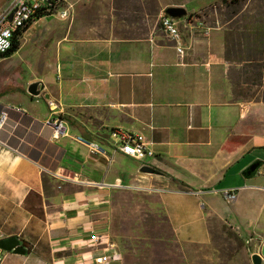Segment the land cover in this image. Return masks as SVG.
Wrapping results in <instances>:
<instances>
[{
    "label": "crops",
    "instance_id": "1",
    "mask_svg": "<svg viewBox=\"0 0 264 264\" xmlns=\"http://www.w3.org/2000/svg\"><path fill=\"white\" fill-rule=\"evenodd\" d=\"M10 1L0 0V13ZM86 2L65 0L36 16L16 33V50L0 57L1 63L21 49L37 55L30 65L38 69L27 80L17 71L15 80L0 84V108L11 107L0 132V238L15 235L29 249L19 255L0 248V264H96L100 253L108 254L105 264H218L210 232L215 221L258 252L264 163L249 182L241 172L256 159L264 162V101L234 96L223 30L213 26L221 35L212 38L193 28L197 14L177 19L181 56L158 19L169 5L182 3H158L155 27L149 23L143 36H124L113 26L129 29L134 22L102 23L114 9ZM42 19L47 22L38 30ZM33 81L42 85L37 95L27 91ZM258 112L263 119L255 118ZM60 115L68 134L54 138L45 121ZM114 129L141 134L153 155L122 154ZM77 136L97 142L102 152H90ZM142 165L160 173L141 172ZM227 187L241 190L234 202L223 198V212L215 197ZM122 191L155 193L153 205L177 248L164 253L180 255L175 263L154 260L146 241L134 242L144 233H128L121 242L113 237V202ZM188 219L204 226L206 234L192 238L199 243L178 238Z\"/></svg>",
    "mask_w": 264,
    "mask_h": 264
},
{
    "label": "rangeland",
    "instance_id": "2",
    "mask_svg": "<svg viewBox=\"0 0 264 264\" xmlns=\"http://www.w3.org/2000/svg\"><path fill=\"white\" fill-rule=\"evenodd\" d=\"M158 3L160 6H167L165 4L169 3H182L180 6L169 5V7H182L185 9L186 14L177 17V19L193 20L196 14L198 16L204 15L206 23L210 26L212 38L221 35V31L214 28L220 27L223 30L224 39L227 37L229 43L230 80L234 96H240V98L247 101H264V32L260 41L256 40L255 36L251 34L252 30L259 28L258 25H262L264 30V0H244L234 6L222 4L221 0H87L86 2L90 5V8L105 7L114 9L111 10V13L105 14L106 19L104 18L102 23L116 20L120 23L134 22V26L129 27V29L123 26L117 29L113 26L112 30L116 34L124 36L130 34L143 36L147 32L149 23H152L151 25L155 27L158 19ZM87 16L88 20H92V16H95V14L93 12V14ZM46 22V19L40 20L37 22L38 26L36 28L39 30V28L44 27ZM33 31L30 29L27 33H33ZM168 51L172 52L171 50ZM50 54L48 51L45 52L42 58L44 62L49 59ZM34 56H27L20 49L10 57L5 58L0 63V84H4L2 82L3 78L14 79L17 71H19L23 81L27 80L34 74V71L38 70L30 65ZM30 57H33V59L30 60ZM17 81H21V79H17ZM261 113L258 112L259 116H255V118L263 119ZM252 179L244 181L249 182ZM219 191L215 198L221 203L219 208L224 212L226 209L223 205L226 204L223 203L224 200ZM155 201V193L120 192L113 202L110 230L115 239L117 238L116 234L119 235L117 238L119 242L127 240L125 235H128V233L134 232L136 235L144 233L143 238L135 237L134 242L140 241L142 243V241H146V244L153 248L154 260L158 261L163 257H169L168 260L175 263L180 255H174L170 252L168 254L164 253L166 248L167 251L171 250L172 252L177 251V248L174 242H170L172 241L169 236L171 234L170 226L159 208L154 207L153 202ZM180 229L181 234L178 238L187 242L199 243L200 241L192 240V238L203 237V232L206 234L203 224L195 219H188L184 225L180 226ZM210 232L212 247L218 264H252L251 255L254 253L255 248L247 244L245 238L241 237L230 226L215 221L210 226ZM243 235L246 236L245 233Z\"/></svg>",
    "mask_w": 264,
    "mask_h": 264
},
{
    "label": "built area",
    "instance_id": "3",
    "mask_svg": "<svg viewBox=\"0 0 264 264\" xmlns=\"http://www.w3.org/2000/svg\"><path fill=\"white\" fill-rule=\"evenodd\" d=\"M63 3L65 0H11L9 6L0 13V54L8 51L16 33L33 18L40 14L56 11ZM60 15L64 17L67 13L63 10ZM158 27L174 43L176 52L182 56L185 53V47L181 40L177 18L165 13L159 17ZM193 28L201 31L205 36L210 33V26L206 23L204 15L196 16ZM10 108V106L0 108V132L9 119L8 110ZM45 124L53 130L54 138L68 134L66 123L60 116L46 120ZM111 134L118 138L117 148L124 155L136 159H145L153 155V151L147 147L141 134L122 131L121 129H114ZM75 138L87 145L90 152H102L101 146L97 142H88L80 136ZM240 190V187H230L220 189L219 192L227 202H234ZM108 258L107 253H100L93 257L96 264H105L108 262ZM261 264H264V258H262Z\"/></svg>",
    "mask_w": 264,
    "mask_h": 264
},
{
    "label": "water",
    "instance_id": "4",
    "mask_svg": "<svg viewBox=\"0 0 264 264\" xmlns=\"http://www.w3.org/2000/svg\"><path fill=\"white\" fill-rule=\"evenodd\" d=\"M165 13L171 17H182L186 14V11L182 7H167ZM11 19V16L9 17ZM40 81H33L28 84L27 91L31 95H37L42 88ZM40 85V86H39ZM264 162L256 159L248 164L241 172L245 179H250L258 175V170ZM144 173H160L154 167L149 165H142L139 169ZM0 248L4 251H8L14 254L27 255L29 252L28 246L17 236L11 235L0 238ZM262 258H264V242L261 244L258 252H254L251 255L252 264H261Z\"/></svg>",
    "mask_w": 264,
    "mask_h": 264
},
{
    "label": "trees",
    "instance_id": "5",
    "mask_svg": "<svg viewBox=\"0 0 264 264\" xmlns=\"http://www.w3.org/2000/svg\"><path fill=\"white\" fill-rule=\"evenodd\" d=\"M242 1H244V0H221V3L225 4V5H229V6H234V5H236ZM258 27L259 28H256L254 30L251 29L252 30L251 34L255 36L256 40L260 41V39H262L261 36H262V33L264 32V30L262 29L263 28L262 25H258ZM258 34H259V36H258ZM224 42H225V54L228 57V59H230V51H229V47H228L229 43L227 42V37L224 39ZM17 46H18V41L15 38H13L11 47L5 53L0 54V57L9 56L10 54H12L16 50ZM60 117H63V115H60Z\"/></svg>",
    "mask_w": 264,
    "mask_h": 264
}]
</instances>
